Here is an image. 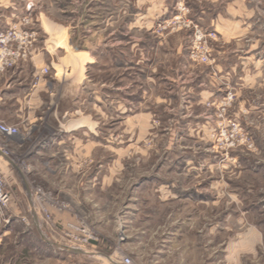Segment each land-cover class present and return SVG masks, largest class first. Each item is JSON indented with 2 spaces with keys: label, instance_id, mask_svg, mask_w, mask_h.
<instances>
[{
  "label": "rangeland",
  "instance_id": "rangeland-1",
  "mask_svg": "<svg viewBox=\"0 0 264 264\" xmlns=\"http://www.w3.org/2000/svg\"><path fill=\"white\" fill-rule=\"evenodd\" d=\"M30 1L0 264H264V0Z\"/></svg>",
  "mask_w": 264,
  "mask_h": 264
},
{
  "label": "crops",
  "instance_id": "crops-1",
  "mask_svg": "<svg viewBox=\"0 0 264 264\" xmlns=\"http://www.w3.org/2000/svg\"><path fill=\"white\" fill-rule=\"evenodd\" d=\"M29 1L0 0V30L6 29L15 17L24 15L26 13L25 5ZM42 16H39L41 20L44 18ZM38 56H42V54ZM27 83L26 75H24L22 69L16 74H5L0 79V111L14 107L13 112L17 122H25V120L28 122H36L38 120L37 110L42 105L40 97L43 95H50L52 97V92L47 89V84H45L38 93L29 98L28 95H25L28 86ZM25 131L27 132L26 129ZM0 158L3 157L0 156Z\"/></svg>",
  "mask_w": 264,
  "mask_h": 264
},
{
  "label": "built area",
  "instance_id": "built-area-1",
  "mask_svg": "<svg viewBox=\"0 0 264 264\" xmlns=\"http://www.w3.org/2000/svg\"><path fill=\"white\" fill-rule=\"evenodd\" d=\"M32 5H29L26 10H30ZM28 21L24 20V25ZM22 27V24H19ZM10 28L5 33H0V72L5 68L11 67L18 59H25L27 57V48L35 42V38L31 32L24 28ZM29 28V27H28ZM27 29V28H26ZM7 57L12 59L8 62ZM19 134V128L15 125H7L0 120V138L10 140ZM0 156L8 158L5 146L0 143ZM35 194L44 197L41 190L35 189ZM45 198V197H44ZM9 201V196L4 190V185L0 179V205L6 206Z\"/></svg>",
  "mask_w": 264,
  "mask_h": 264
},
{
  "label": "bare ground",
  "instance_id": "bare-ground-1",
  "mask_svg": "<svg viewBox=\"0 0 264 264\" xmlns=\"http://www.w3.org/2000/svg\"><path fill=\"white\" fill-rule=\"evenodd\" d=\"M73 88H74V86H73ZM75 91H76V90H75ZM75 96H76V95H75ZM74 99H75V98H74ZM69 100H70V99H69ZM69 102H70V101H69ZM68 110H69V109H68ZM68 110H67V111H68ZM65 112H66V111H65ZM78 126H79V125H78ZM82 126H83V125H82ZM69 132H71V131H69Z\"/></svg>",
  "mask_w": 264,
  "mask_h": 264
}]
</instances>
